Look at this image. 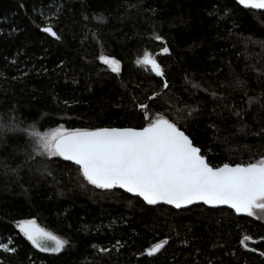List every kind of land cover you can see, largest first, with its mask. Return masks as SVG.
Listing matches in <instances>:
<instances>
[{
    "label": "trees",
    "instance_id": "trees-1",
    "mask_svg": "<svg viewBox=\"0 0 264 264\" xmlns=\"http://www.w3.org/2000/svg\"><path fill=\"white\" fill-rule=\"evenodd\" d=\"M261 42L264 11L236 0H0V120L42 130L140 127L135 102L158 92L151 110L177 119L212 165L255 163L264 157ZM145 52L163 66L166 92L136 63ZM102 55L122 62L119 75ZM248 97L259 100L249 106ZM26 140L0 136V242L11 237L17 249L0 250V264H264L259 210L148 205L118 187L96 188L63 158L29 160ZM22 219L70 246L39 251L16 227ZM244 236L252 240L241 245Z\"/></svg>",
    "mask_w": 264,
    "mask_h": 264
},
{
    "label": "snow or ice",
    "instance_id": "snow-or-ice-1",
    "mask_svg": "<svg viewBox=\"0 0 264 264\" xmlns=\"http://www.w3.org/2000/svg\"><path fill=\"white\" fill-rule=\"evenodd\" d=\"M237 3L249 9L264 10V0H237ZM42 31L60 39L51 26ZM155 39L161 40L162 37L157 35ZM162 51L168 53L169 49L165 47ZM100 60L112 73H121L119 59L102 55ZM136 63H142L159 77L165 92L170 89L166 72L157 59L145 52L142 60L138 59ZM237 84L242 86L243 82L237 81ZM193 87L199 88V85L193 84ZM160 97L161 93L157 92L148 97L149 103L135 102V109L142 119L140 127L60 126L42 130L38 122L25 124L23 120H0V136L11 132L27 137L29 160L43 158L45 164L52 158L73 161L79 166L83 178L96 188L112 190L118 186L138 194L148 205L163 201L180 209L202 201L212 206L228 205L235 212L250 216L257 210L264 214V157L255 163L212 165L177 119L151 110V104ZM258 100L259 97H248L247 103L251 106ZM195 111L191 109L187 116ZM16 227L41 252L58 254L70 246V241L39 227L34 219H22ZM248 240L252 237L244 236L240 244L244 245ZM167 243L168 240H163L153 244L146 249L147 255H154ZM0 250L15 253L17 249L12 238L8 237L7 242H0ZM100 251L109 249L101 248Z\"/></svg>",
    "mask_w": 264,
    "mask_h": 264
},
{
    "label": "water",
    "instance_id": "water-1",
    "mask_svg": "<svg viewBox=\"0 0 264 264\" xmlns=\"http://www.w3.org/2000/svg\"><path fill=\"white\" fill-rule=\"evenodd\" d=\"M237 1V0H236ZM255 10V9H254ZM257 11H264V10H257ZM202 154H203V152H202ZM206 156V155H205ZM207 157V156H206ZM70 162H72V163H74L73 161H70ZM235 165V164H234ZM116 187H118V186H116ZM119 188V187H118ZM120 189H122V188H120ZM122 190H124L125 192H127V190L126 189H122ZM129 195H131V196H133V197H139L138 196V194H135V193H129V192H127ZM141 199H143L142 197H140ZM156 205H167V206H170V207H173V208H175V206H173V205H168L167 203H165V202H163V201H159ZM194 205H205V206H207V207H209V208H219V207H224V208H230V209H232L230 206H228V205H218V206H212V205H207V204H204L202 201H197V202H194L192 205H190V206H187V207H182V208H180V209H185V208H189V207H191V206H194ZM176 209V208H175ZM234 210V209H233ZM235 211V210H234ZM239 214H245V212H240Z\"/></svg>",
    "mask_w": 264,
    "mask_h": 264
},
{
    "label": "rangeland",
    "instance_id": "rangeland-1",
    "mask_svg": "<svg viewBox=\"0 0 264 264\" xmlns=\"http://www.w3.org/2000/svg\"><path fill=\"white\" fill-rule=\"evenodd\" d=\"M149 55H150V54H149ZM143 57H144V56H143ZM143 57H142V58H143ZM151 57L154 58V56H152V55H151ZM142 58H141V60H142ZM141 65H142V63H141ZM257 215L262 216V219L264 220V214L258 212ZM35 221H36V220H35ZM36 224H37L39 227L45 229V228H44L43 226H41L37 221H36ZM45 230H47V229H45ZM47 231H49V230H47ZM50 232H51V231H50ZM52 233H53V232H52ZM53 234H55V233H53ZM55 235H56V234H55ZM57 236H58V235H57ZM58 237H60V236H58ZM61 238H62V237H61Z\"/></svg>",
    "mask_w": 264,
    "mask_h": 264
}]
</instances>
